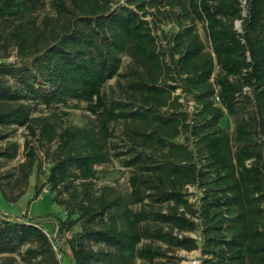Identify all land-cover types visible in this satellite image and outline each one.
<instances>
[{
	"label": "trees",
	"instance_id": "16d2710c",
	"mask_svg": "<svg viewBox=\"0 0 264 264\" xmlns=\"http://www.w3.org/2000/svg\"><path fill=\"white\" fill-rule=\"evenodd\" d=\"M49 2L56 15L36 25L27 17L43 0H0V22H12L0 37L16 50L0 59V127L30 136L22 161L0 172V190L15 202L34 173L33 197L47 188L65 217L48 232L26 213L0 214V255L26 264H60L58 253L71 264H176L155 260L175 248L199 249L200 264H264V0ZM113 78L117 96L103 90ZM69 101L84 103L92 119L56 130L47 115H32ZM225 115L232 130L220 124ZM117 122L123 149L111 155ZM15 155V144L0 152ZM110 156L130 170L128 193L94 187L96 166ZM155 204L165 208H145Z\"/></svg>",
	"mask_w": 264,
	"mask_h": 264
},
{
	"label": "rangeland",
	"instance_id": "374dc122",
	"mask_svg": "<svg viewBox=\"0 0 264 264\" xmlns=\"http://www.w3.org/2000/svg\"><path fill=\"white\" fill-rule=\"evenodd\" d=\"M124 0H113L112 7L117 6L118 4L123 3ZM55 16L54 10L50 6L49 0H43L41 6L37 9L36 12L29 15L27 18L31 19L36 23V25L40 24L43 16ZM17 21V20H15ZM12 22L4 21L0 22V35H5L6 32L11 28ZM171 27L170 23H163L160 25V28L164 31L168 30ZM197 30L204 42L205 48L209 49V44L206 39L204 26L201 23L197 24ZM159 34V31H157ZM16 50L12 45V42H5L3 37H0V59L1 60H12L15 55ZM5 55L8 57L5 59ZM129 59L127 56L122 57V65L120 71L123 72ZM113 87V89L111 88ZM103 90L106 92H111L114 96L118 95V88L115 86V79H110L103 87ZM191 107V102H189V108ZM32 115H47L51 121L55 123L56 130H60L61 128L69 125H81L87 121H89L91 116L85 110L84 103H76L74 101H69L67 105H52L50 107H44L42 105L36 106L34 110H32ZM220 124L228 130H232V124L227 115H225L221 120ZM112 130V135L109 138L110 143H115L118 145V148L113 149L111 144L109 145V151L112 153L117 150H122L123 144L122 138V122L111 123L109 126ZM0 134H7V136L3 139H0V152L3 151L7 146L11 144H15L16 155L13 158H6L5 156H0V172H5L8 169H12L15 167L20 161L23 159V143L26 137L30 138L27 135V131L22 127H0ZM50 151L54 148V144L48 145ZM44 145L38 146V156L42 159V170L46 172L48 167V162L46 158V154H44ZM120 158H116L115 156H110L108 162L103 163L99 166H96L98 170L96 178L93 180L94 187L97 189L101 185L107 184L112 185L118 191L122 193H128L130 191V186L128 182V178L130 176L129 168L125 167L122 164ZM34 173L29 177L28 186L25 193L15 202H10L4 198L1 190H0V214L10 216V217H21L22 214L26 213L27 217H33L36 222H39L48 232L53 230L56 225L57 217L64 218L65 214L60 205L53 202L52 193L48 191L47 188H44L40 195L36 198L33 197V189H34ZM42 177V176H40ZM42 179V178H41ZM188 191L194 193V189L192 187L188 188ZM192 200L194 196H191ZM134 209H140L141 206L133 205ZM147 209H156L161 210L165 208V205H146ZM174 233H177L176 230ZM184 235H190L195 237L197 234L194 232H184ZM141 243H151L155 247H160L161 249H166V245L159 240H148L143 239ZM7 258H10V262L12 264H26L22 259L21 255L13 254V255H0V264H2ZM57 258L60 261V264H71L67 255L58 253ZM157 261H167L174 262L176 264H200L201 263V253L199 249L186 251L184 249H170L166 251V256L156 258ZM8 261V260H7ZM134 264H140V260L137 258L134 261Z\"/></svg>",
	"mask_w": 264,
	"mask_h": 264
},
{
	"label": "built area",
	"instance_id": "2783aa9c",
	"mask_svg": "<svg viewBox=\"0 0 264 264\" xmlns=\"http://www.w3.org/2000/svg\"><path fill=\"white\" fill-rule=\"evenodd\" d=\"M243 3H244V1H243ZM234 25H235V28L239 30V21L238 20H235ZM215 100L218 101V96L217 95H215Z\"/></svg>",
	"mask_w": 264,
	"mask_h": 264
},
{
	"label": "crops",
	"instance_id": "0c3cea01",
	"mask_svg": "<svg viewBox=\"0 0 264 264\" xmlns=\"http://www.w3.org/2000/svg\"><path fill=\"white\" fill-rule=\"evenodd\" d=\"M223 118V117H222Z\"/></svg>",
	"mask_w": 264,
	"mask_h": 264
}]
</instances>
